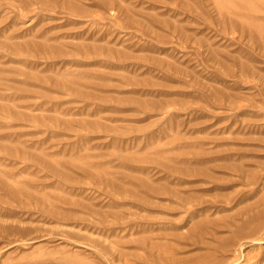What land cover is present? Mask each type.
<instances>
[{
  "label": "rangeland",
  "instance_id": "obj_1",
  "mask_svg": "<svg viewBox=\"0 0 264 264\" xmlns=\"http://www.w3.org/2000/svg\"><path fill=\"white\" fill-rule=\"evenodd\" d=\"M0 264H264V0H0Z\"/></svg>",
  "mask_w": 264,
  "mask_h": 264
}]
</instances>
